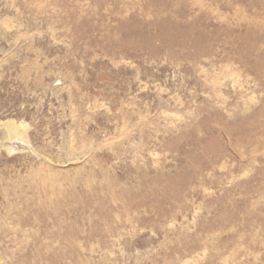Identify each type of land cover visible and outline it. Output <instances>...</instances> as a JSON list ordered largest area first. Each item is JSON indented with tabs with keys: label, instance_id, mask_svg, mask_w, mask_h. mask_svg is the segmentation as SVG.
<instances>
[{
	"label": "rangeland",
	"instance_id": "rangeland-1",
	"mask_svg": "<svg viewBox=\"0 0 264 264\" xmlns=\"http://www.w3.org/2000/svg\"><path fill=\"white\" fill-rule=\"evenodd\" d=\"M0 264H264V0H0Z\"/></svg>",
	"mask_w": 264,
	"mask_h": 264
},
{
	"label": "bare ground",
	"instance_id": "bare-ground-1",
	"mask_svg": "<svg viewBox=\"0 0 264 264\" xmlns=\"http://www.w3.org/2000/svg\"><path fill=\"white\" fill-rule=\"evenodd\" d=\"M7 127H8V128L10 129V131H12L13 133H17V132H18L14 125L9 124V125H7ZM11 150H13V149H11Z\"/></svg>",
	"mask_w": 264,
	"mask_h": 264
}]
</instances>
